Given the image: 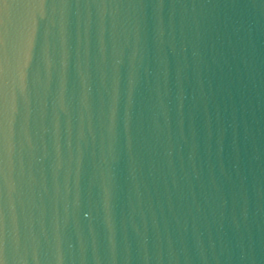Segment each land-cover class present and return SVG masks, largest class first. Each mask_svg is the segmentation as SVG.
<instances>
[{"label": "water", "instance_id": "water-1", "mask_svg": "<svg viewBox=\"0 0 264 264\" xmlns=\"http://www.w3.org/2000/svg\"><path fill=\"white\" fill-rule=\"evenodd\" d=\"M0 264H264V0H0Z\"/></svg>", "mask_w": 264, "mask_h": 264}]
</instances>
